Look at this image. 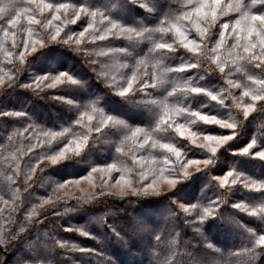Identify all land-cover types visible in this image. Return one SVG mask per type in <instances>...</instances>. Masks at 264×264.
Segmentation results:
<instances>
[{
    "label": "trees",
    "instance_id": "trees-1",
    "mask_svg": "<svg viewBox=\"0 0 264 264\" xmlns=\"http://www.w3.org/2000/svg\"><path fill=\"white\" fill-rule=\"evenodd\" d=\"M108 1L110 6L96 0H42L43 3H50L54 6L66 3L76 9L86 7L89 12L103 10L102 16L107 17L106 20L122 22L125 28L137 31H142L144 28H158L161 26V20L165 21L164 27H169L176 16L191 11L195 2V0H182V3L172 2L170 5L169 0H144L147 7L151 8V12H147L145 8L139 6L142 0ZM118 1L125 3L128 9L134 12L138 21L128 22L114 15L111 8ZM40 2L41 0H25L22 6L25 10L21 11L19 16L12 17V19H18V23L13 26L3 22V27L0 28V113H24L22 117L0 114V188L3 189L0 191V196H3V200H0V209L4 211L3 222L7 226L9 214L24 217L28 215L27 209L35 206L36 213L32 219L40 223L32 226L10 251L4 253V258L0 257V261L4 259V264H15L21 258H36L51 259L55 264H112L113 261L115 264H148V249L152 247L153 241L151 236L140 231L141 227L147 226L153 233H161V238L164 240L173 234L177 236V258L181 264H206L204 258L207 255H214L220 260L225 258L206 248V243L219 248L221 253L239 251L243 244V237L246 235V228H253L257 232L264 230V221L231 207L238 201L258 202L264 198V192H253L252 189L247 190L239 185H232V177H229V183L225 187H233V189L225 202L219 203L214 186L215 181L210 182L212 176L222 178L228 171H233L234 174L240 172L249 176L250 179L264 180V160L255 157L253 150H250L248 154H240L241 148L251 143L253 139L256 140L255 150H264V108L258 107L243 125L238 127L235 138L218 151L214 166L193 173L190 178L179 183L172 192L166 195L134 198L131 183L126 185L129 191L118 192L104 184L101 185L102 177L97 172L91 171L92 167L101 169L108 168L109 164H116L117 168L112 170L110 183L117 182V179L123 176L127 181L135 178L151 193L162 191L151 189L149 184L160 170L167 174L168 170L173 167V162L176 161L174 154L158 146L167 142L164 139V133L154 134L147 143L144 142L143 134L136 140L124 141L125 136L131 134L130 129L142 128L150 131V126H155L153 116L159 114L155 112L159 107L146 104L139 94L138 89L146 87V85L143 86L144 73L147 70H152L153 74L158 73L163 68H185L184 73H165V82L155 88L152 87L156 92L155 98L166 102L170 108H175V105L178 108L182 103L180 109L184 111L173 116L174 125L178 122L187 123L186 117L189 111H198L201 115L225 116L228 110L220 108L221 104L218 101H212L203 93H177L173 97H168L167 93L173 91V87L168 83L170 80L178 86H184L185 82L190 86H202L206 92H212L218 96H227L230 92L239 95L241 90L233 89L228 84L229 80L240 82V73L236 72L237 64L223 65L225 72L221 73L215 64L204 61L201 57L205 45L210 51L215 46V42L220 39L219 33L224 31L221 24L229 21L223 16L212 22L198 20L193 16V21H197L207 30L204 37L196 31L193 22L188 20L179 22L184 35L201 46L199 53H192L184 48L181 38L173 31L146 33V36L151 35L154 41L172 45L171 51L157 50L150 54V49L154 46L152 40L142 38L143 41H140V37H137L135 32L120 35L115 29L110 32L105 30L102 33L106 35L103 41L97 38V35L89 34L90 31H88L80 45L74 42L65 44L63 41L68 35L75 38L84 30L83 25L89 23V21L87 23V15L82 14L76 23H68L69 19H76L71 15V7L67 13L56 12L54 9L41 11L37 7ZM241 2L243 3V0ZM157 3L161 6L159 11L155 8ZM152 14H154L153 18L150 19ZM56 15L60 16V20L53 19ZM97 15H100V12ZM228 15L232 16L234 13ZM30 19L38 23H30ZM57 27L61 29V33L53 41L50 37ZM5 32H8L7 38H5ZM89 36L92 38L91 42L86 41ZM29 39H45L47 46L41 47L36 44V52H32L31 48L26 52L24 45ZM225 40V47L221 49L224 57L227 56V50L235 43L231 28L227 30ZM89 43H92V52L87 51ZM109 44L117 47L134 45L130 49L135 52L132 60L135 64L130 67V72L121 84L126 87L127 80L136 74L137 79L133 84V91L128 93L130 101L118 95L119 90L113 85L110 77L103 72L104 67L101 63H110L108 60L110 55L105 51ZM22 52L25 53L23 64L19 58ZM239 52H242V49ZM99 53H106V55ZM210 54L213 55V53ZM47 56L50 57L49 62L53 65L40 64ZM55 56L61 58L60 62H55ZM140 61H145V63L141 65ZM189 64H197L198 67L193 69L188 67ZM153 65L160 67L154 68ZM79 70L83 71V77L78 73ZM244 70L257 71L248 66ZM59 72L68 73L80 83L69 85L66 82L63 85L49 87L48 85L52 82L49 80L41 83L40 87L36 86L37 77L55 76ZM154 83L156 81L151 77L147 87H151ZM25 85L30 87H24ZM69 87L72 89L86 88L87 90L83 96L78 97L66 90ZM177 100L180 101L176 102L177 104L174 103ZM92 101L97 102L95 106L104 113V116L112 115L126 121L127 128L108 126V131H103L102 128V133H97L95 125L102 118L100 111L91 112L92 121H88L84 115L86 110L90 111L86 109V106ZM110 103H116L123 109L132 108L139 111L144 106L143 110L149 109L151 116L149 118L146 116L129 118L122 112L110 108ZM230 103V100H224L223 105ZM81 104L84 105L83 108ZM62 110H65V113L61 114ZM37 112L41 114L37 115ZM189 119L196 120V124L191 125V130L201 132L202 135H231L233 131L221 128L219 125L204 124L197 117ZM163 127L166 131L172 132L167 125ZM25 129L28 131L25 132ZM65 129H68V132L55 139L43 135L44 132H61ZM17 132L22 135L13 136ZM172 135L175 137L176 146L182 150L184 145L194 148L195 144L184 138L187 136L181 137L175 132H172ZM9 136H13V140L9 141ZM84 137H87V140L80 151V156H74L75 152L69 151L55 165L41 158L44 152L57 155L66 147L74 148L73 141H79ZM153 140L156 141L157 147L152 146ZM106 146L109 148L108 154L98 156L99 151L104 150ZM116 147H121L123 154L117 153ZM199 151V149H193V152L189 153L190 157L187 158H200L196 155ZM165 159L168 160L167 164L164 163ZM184 160L185 157L182 156L181 161ZM31 169L36 170L30 171ZM86 176H90L91 180L85 179ZM80 180L90 182L92 187L82 189L79 193L68 190L67 187L71 182ZM60 185H65V187L61 188ZM93 192L97 193L95 198L99 202H93L69 212L62 218L55 215L58 207L61 211L63 210L62 205L65 202L73 205L76 203V198L90 195ZM100 192H103L102 197L99 195ZM173 199L185 204H207L216 201L211 209L213 215L216 212L217 214L202 221L205 217H197L195 210L191 209L189 212H183L184 216L177 215L173 218L170 213L177 212V204L172 202ZM129 200H134L135 203H130ZM58 220L60 226L56 227L52 234L59 240L76 244L83 251H66L47 247L43 233L49 225L57 223ZM72 226L82 228L88 234L80 235L79 232L63 230ZM194 227L201 228L200 235L195 232ZM236 231L238 236H233L232 233ZM219 234L225 238L223 241L213 236ZM195 247L200 250L202 256L196 255L193 258L190 256ZM259 262L264 264V255L259 257Z\"/></svg>",
    "mask_w": 264,
    "mask_h": 264
},
{
    "label": "clouds",
    "instance_id": "clouds-1",
    "mask_svg": "<svg viewBox=\"0 0 264 264\" xmlns=\"http://www.w3.org/2000/svg\"><path fill=\"white\" fill-rule=\"evenodd\" d=\"M182 3V0H169V3ZM25 3V0H15V4L12 7H9L7 11L0 12V28L3 27V22H7L11 24L12 17L18 16L21 11H24L25 9L22 7ZM199 3V0H195L193 3V7L197 6ZM212 4L215 6L216 11V19L220 16L225 17L229 22L222 23L221 25H232L233 27H239L241 30V33H246L250 28H256L259 32L264 33V0H243V3L240 0V7L234 8L233 0H212ZM185 12L182 13L184 15ZM229 13H234V15L229 16ZM179 15V16H182ZM178 17V16H176ZM175 17V18H176ZM174 18V19H175ZM163 20L160 21V23ZM141 27V26H140ZM220 38L224 39V33H219ZM31 36V33H30ZM38 41L37 44H39L41 47L47 46L45 39L35 40ZM242 49V48H241ZM37 49L35 47L33 52H36ZM212 51L207 49V45H205V50L201 52V57H203L204 61H208L213 63V55H211ZM240 60L235 62L236 64H243L244 68L247 66L244 64V53L239 52ZM229 60L231 61V57H229ZM21 64L25 62V57L23 60H20ZM240 62V63H238ZM233 64V63H231ZM231 69V68H230ZM221 73H224V71L221 69ZM231 72V71H230ZM236 72L240 73L239 79L240 82L236 83L231 80L228 81V84L233 89H240L239 95H235L233 93H229L227 96H224V100H230L231 103L228 105L221 104L220 108L227 109V114L225 116H218V115H211L210 117H205L202 122L204 124H208V120H216L219 119L221 121H224L226 123H232L235 122V129L232 131L231 135H202L201 132L192 131L191 125L196 124V120L194 119H187V123L185 124H178L179 127L186 128L188 132L192 133L191 137H184L185 139H188L191 143H193V138H200L202 140L201 143L195 144L194 148L189 147L188 145L183 146V150L180 147L176 146L175 137L172 135V132H175L179 135L176 128H173L171 125L168 126L169 129L172 130V132H168L164 129L163 124L160 123V121L163 119V114L154 115L153 119L155 120V123L158 125L159 128L162 129L164 133V139L167 142H164L162 144H166L169 147L173 148L176 153H178V157H176V161L173 162V167L168 170L167 174L165 175L163 170H160L159 172V180L157 181L155 177L153 178V183H162L164 185V189L159 193H151L146 190L145 185L140 183L138 180H135V178L132 181H129L132 184V187L134 189L132 196L134 198H144L149 196H161L166 195L170 192H172L176 186L181 183L182 181L187 180L190 178L193 173L201 172L202 170L210 169L211 166H214L216 164L217 160V153L218 151L226 145L229 141L233 140L235 136L237 135L238 127L240 125H243L244 121L257 110L258 107L264 108V90H261L258 93L259 98H253V94L251 93L250 89L253 88L252 83H247L246 81H252L254 77L250 76L248 74V71H239L236 67ZM200 79H203V77H200ZM25 87V86H24ZM105 87V86H104ZM212 93V92H211ZM213 94V93H212ZM120 96V95H119ZM167 96L169 97V93H167ZM124 99H128L130 101V98L122 97ZM98 100V99H97ZM238 105L240 107H238ZM251 105L253 108V111L244 114L241 111L242 107H247ZM84 105L81 104V108H83ZM198 111H192L191 115L192 117L197 116ZM200 120V119H199ZM201 121V120H200ZM159 132V133H160ZM230 136L231 140L226 141L225 143L221 144L219 147L216 148L215 151L209 152L208 151V144H213L215 140H224L225 137ZM256 144V140L253 139L251 143ZM193 149H199L200 151L196 154L200 158H187L190 157L189 153L193 152ZM116 150V149H115ZM117 153L118 152L116 150ZM81 152H75L74 156H80ZM194 155V156H196ZM53 155H49V152H44L41 154L42 159H47L50 161V157ZM185 157L184 161H181V157ZM73 157V156H72ZM67 157V158H72ZM56 163H51V165H55ZM164 163L167 164L168 160L165 159ZM189 165V168L187 170V175L184 174L183 168L184 165ZM109 165H115V168H117L116 164H109ZM108 165V166H109ZM192 166H195L194 170H189L192 168ZM47 167V165H46ZM95 167L91 168V171L93 172ZM228 173H232V179L236 180L235 184L232 185H239L243 189H249L247 186V182L251 179L249 176L244 175L240 172H234L228 171ZM169 177H174L172 180H175V183L171 185L170 188L167 186L169 185L166 181L167 179H170ZM31 178V177H29ZM87 176L85 177V179ZM124 179L123 176H121L120 180L117 181V184ZM211 181H215V188L216 192L218 194V200L219 203H224L226 197L228 194L232 191L233 187H225L224 185L219 183L218 176H212ZM259 183L264 184V180H257ZM104 181L101 180L100 184L103 185ZM151 187V185H149ZM3 189L0 188V191ZM254 192V191H253ZM255 192H264V188L255 191ZM97 193L93 192L90 195H85L83 197L76 198V203L73 205H69L67 202L62 205V211L58 207L55 215L57 217H63L65 214L76 211L84 206L90 205L93 202H99L96 200ZM99 195L102 197L103 192H100ZM0 200H3V196H0ZM130 203H135L134 200H129ZM173 203L177 204V212L170 213V215L174 218L177 215L184 216L182 213L185 212L181 209L180 205H187V209H193L195 210L196 216L200 217L202 216L201 208H212L214 204H216V201H211L207 204H201V203H191V204H185L177 202L175 199L172 201ZM238 205H244L247 207V211L244 209L237 207ZM232 208H235L239 210L240 212H247L249 216L256 217L260 219L261 221H264V212L256 211L253 212V209H264V198H261L258 202L254 203H247L244 201H238L231 205ZM35 209V206H33L30 209H27L28 215L24 217H16L11 214H9L7 219V226L3 222L4 218V211L0 209V257L4 258V253L10 251L20 240L24 235L29 231V229L34 226L38 225L37 221L30 219L31 212ZM217 212L214 214L216 215ZM212 214V211L210 214L205 217L202 221L207 220L208 218L214 216ZM192 222H190L191 224ZM59 220L57 223L49 225L47 230L43 233V235L46 238L47 241V247L50 249H64L66 251H74L72 246H76V251H83V249L78 248L76 244H69L68 241H62L59 240L53 235V231L56 227H59ZM241 227H243L241 225ZM79 227L72 226L69 228L63 229L66 232H79L77 231ZM195 232L200 235L201 234V228L200 227H194ZM140 231L148 236H151L153 244L152 247L148 249V264H181V261L177 258V236L175 234L171 235L166 240L161 238V233H153L152 230L147 227L143 226L140 228ZM246 235L243 237V244L242 247L239 249V251H229L227 253H221V250L219 248H215L211 243H206L205 247L212 250L213 252L219 253L225 258L222 260H215L212 261L211 264H260L259 257L261 255H264V230L257 232L253 228H246L245 229ZM0 264H4V259L0 261ZM15 264H55V262L51 259L49 260H41V259H18ZM112 264H115L113 261Z\"/></svg>",
    "mask_w": 264,
    "mask_h": 264
},
{
    "label": "snow or ice",
    "instance_id": "snow-or-ice-1",
    "mask_svg": "<svg viewBox=\"0 0 264 264\" xmlns=\"http://www.w3.org/2000/svg\"><path fill=\"white\" fill-rule=\"evenodd\" d=\"M133 2H135V0H133ZM14 4H15V0H0V12L7 11L8 8L14 6ZM139 6L142 8H145L147 10V12H151V8L147 7L144 0H142V2L139 4ZM185 6H187V5H185ZM37 7L41 11H43L44 9H54L56 12L64 11L65 13H67L71 7V15L74 16L76 19H69L68 23H76V20L79 19L82 14L83 15H89L93 18H95V16L97 15V13H95V12H89L86 7H81L79 9H76L75 7H72L66 3H59L58 5L54 6L53 4H50V3H43L41 0V2L37 5ZM232 7L239 8L240 7V0H233ZM193 16L198 18V20H206L208 22L215 21L216 20V11H215V6L212 4V0H199V3L197 4V6H195V7L192 6L191 11H187L184 13V15L176 17L173 20V22L170 24L169 27H164L163 25L165 24V21H162L160 23L161 26L158 28H155V29L144 28L142 31H137L136 29H132V28H123L120 24L109 21V23L111 24V29H108L107 31L110 32L112 29H118L117 34H120V35L131 34V33L135 32V35L137 37L148 39V40H152V36L151 35L146 36V33H152V32L165 33L168 31H173L176 33L177 36H179L181 38V43L183 44L184 48H186L189 52L199 53L201 46L198 45L195 41L189 40L188 37L184 35L183 31H181V29L179 27L180 21L188 20L190 22H193L194 27L196 28V31L200 34L201 37H204L207 30L205 28L201 27L197 21H193V19H192ZM53 19L54 20H60V16L59 15L53 16ZM29 22L33 23V24L38 23V21H36L34 19H30ZM17 23H18V19H13L11 22V25L15 26ZM92 27H93V25L90 22L88 28H85L84 31H81L78 34V36H76L74 38L72 35H68L67 39L64 40L63 43L68 44L69 42H74L76 45H80L82 43V41L86 38V33ZM221 28L224 30V31H222L224 33V39L220 38L218 41L215 42V46L213 48H211V51L213 53V64H215L219 68V71H221V69H222L225 72V66H223V65H227L229 63L236 64L235 62L240 60L239 50L242 48L243 53H244V64H246L251 69L257 70L255 72L248 71V74L250 76L254 77V79H252L251 83L253 85H256L257 87L251 88L250 91L253 94V98L258 99L259 98L258 93L261 90H264V33L259 32L256 28H250L246 33L242 34L239 27H233L232 25H221ZM229 28H231V30H232V33H233L234 38H235V43H233L231 48H229L227 50V56L224 57L222 52H221V49H223L225 47V44H226L225 36H226L227 30ZM60 33H61V29L57 27L55 29V33L53 35H51L50 39L55 41L57 39V37L60 36ZM4 35H5V38H7L8 32H5ZM98 38L101 41H103V40H105L106 35H99ZM37 43H38V41L29 39V41L25 42V45H24L25 51L27 52L28 49L31 48V51L33 52L35 49V45ZM152 43L154 46L150 49V54L152 52H157V50H164V49H168L169 51L172 50V45H170L168 43L157 42L154 40H152ZM117 51H123V50H117ZM99 54L100 55H106V53H99ZM24 57H25V53H23V52L20 53V57H19L20 60H23ZM229 57H231V61L229 60ZM139 63L141 65H143L145 63V61H140ZM153 67L159 68L160 66L159 65H153ZM188 67H191L194 69V68H197L198 65L197 64H189ZM237 70L243 71L244 65L243 64H237ZM229 71H231L230 68H229ZM168 72L184 73L185 68L184 67L163 68L158 73H154L152 75V79L155 80L156 83L152 84L151 87L155 88L159 84L164 83L165 82V80H164L165 73H168ZM136 79H137L136 74H133L131 76V79L127 80V86L126 87L121 86L122 90L118 93V95L127 98L128 93L133 91V84L136 81ZM49 80L52 81V83L48 85L49 87H55L56 85H63L66 82L69 85H78L80 83L78 80L74 79L68 73L59 72V74L55 75V76L37 77L36 78V86L40 87L41 83L47 82ZM168 83L170 84L171 87H173V91L168 92L169 97H173L177 93H180V94L187 93V92H191V93H195V94L203 93V94L209 96L212 101H218L219 104H223V102H224V96L223 95L218 96V95L212 94L211 92H206L202 86H190L187 84V82H185L184 86H178L176 83H174L170 80L168 81ZM147 86L148 85H146V87ZM25 87H30V86L25 85ZM69 103H71V101H69ZM96 103H97L96 101H92L89 105H87L86 109H90V111L86 110L84 112V115L87 117L88 121H92L93 116L91 115V112L100 111V115L102 118L99 121V123L95 125V129H96L97 133L101 134L102 128H103V131H108V126H122L123 128H127L126 123L123 120L119 119L118 117H114L112 115L104 116V113L95 106ZM146 104L156 105L157 107L162 108L163 119L160 121V123L163 124V126L167 125V127H168L169 125H171L173 128H176V130L178 131V133L181 137H184L186 133H187L188 137L192 136V133L188 132V130L186 128L179 127L178 124L174 125L172 123L173 116L183 112L184 111L183 109L170 108L169 105L164 101L149 100V101H146ZM238 107H240V106L238 105ZM241 111L244 114H248V113L253 111V108L251 105H249L247 107H242ZM191 113H192V111L188 112L186 119H189L192 117ZM0 114H2L4 116H17V117H22L24 115V113H22V112H20V113H0ZM206 116L210 117L211 115H201V113L198 112L196 117L202 121V120H204V118ZM208 124L219 125L221 128H226V129H231V130L235 129V122L226 123V122L221 121L219 119H216V120L209 119ZM150 129H151L150 131H146L145 129H142V128L130 129L129 131L131 134L129 136H125L124 141L126 142L129 140H136V138L138 136L143 134V136L145 137L144 142L147 143L148 140H150L154 134L162 131V129L159 128L156 123H155L154 127L150 126ZM24 131L27 132L28 129H25ZM66 132H68V129H65L61 132H50V133L44 132L43 135L45 137H51L52 139H55L57 137L64 136ZM15 135H22V133L17 132V133L13 134V136H15ZM13 136L8 137L9 141L13 140ZM86 140H87V137H84L83 139H81L79 141H73V143L75 144L74 148L66 147V148L62 149L57 155H53L52 157H50V163H56L59 160L63 159L65 157V154L69 151L80 152L81 149L84 147ZM228 140H231L230 136L225 137L224 140H215L214 145L211 143L208 144V151L209 152L215 151L217 147H219L221 144L225 143ZM192 142L194 144H196V139L193 138ZM152 146L157 147V143L155 140L152 141ZM158 146L165 149L166 151L174 154L175 157H178V153H176L175 150L173 148L169 147L168 145L159 144ZM255 147H256V144L254 142L248 143L246 146L241 148L240 154H248L250 152V150H253L255 152V157H257L261 160H264V150H255ZM116 150L118 152L123 151V149L121 147H116ZM188 168H189V165H187V164L184 165L183 172L185 175H187ZM113 169H115V165H109L106 170L94 168L93 173H95L97 171H109L110 172ZM35 170L36 169H31L30 171H35ZM232 175H233L232 173H228L226 176H224L222 178H218L219 183L224 185V186L228 185L229 177H232ZM86 179L91 180V177L89 176ZM166 182L171 186L172 184L175 183V180L167 179ZM72 183H79V181H75ZM120 183H124L125 185L130 184L129 181L124 180V179H122L118 183V185ZM231 183L235 184L236 180L231 179ZM247 186L249 189L254 190V192L264 188V184H261L257 180H254V179H251L250 181H248ZM59 187L64 188L65 185H60ZM5 203H7V202H5ZM180 207L185 212L191 211V209L184 208L183 205H180ZM237 207H240V208L244 209L245 211H247V207L244 205H238ZM211 211H212V209H210V208L203 209L202 218L207 217ZM252 211L253 212H256V211L264 212V209H253ZM35 213H36V210L34 209L31 212V215L29 218L32 219V217L35 216ZM76 230L80 231L81 235H87L88 234L82 228H78ZM72 248L74 251L77 250L75 245H73Z\"/></svg>",
    "mask_w": 264,
    "mask_h": 264
},
{
    "label": "rangeland",
    "instance_id": "rangeland-1",
    "mask_svg": "<svg viewBox=\"0 0 264 264\" xmlns=\"http://www.w3.org/2000/svg\"><path fill=\"white\" fill-rule=\"evenodd\" d=\"M97 2L99 3H103L105 4L106 6H110V2L108 0H96ZM157 2V1H155ZM155 8L156 10H161V6L159 5V3L155 4ZM111 11L114 15L118 16L120 19H123V20H128V22H136L138 21V19L136 18V16H134V12H132L131 10L128 9L127 5L121 1H118L117 4L111 8ZM90 12H95V13H99L100 12V15H96L95 18L87 15V23L89 21V23L91 22V24L93 25L92 28L89 29L90 33L89 34H92V35H97L99 37V35H102V33L105 31V30H108V29H111V24L109 23V20H106L107 17L105 16H102L104 13H103V10H100V11H90ZM153 15L152 14L149 18H153ZM111 21V20H110ZM113 22V21H112ZM89 23L88 24H85L83 25V29L85 28H88L89 26ZM115 23L117 24H120L123 28H125L126 26H123L122 22H118V21H115ZM116 31H118V29H115ZM84 31V30H83ZM97 37V38H98ZM86 41H92V38L91 36H89ZM140 41H143L142 38H140ZM91 45V47H90ZM134 46V45H133ZM132 46V47H133ZM92 43H89L87 44V51L88 52H92ZM132 47H124V46H112L111 44L107 45V48H106V52L109 53L110 57H108V60L110 61V63L108 64L107 62H102L101 63V66L104 67V74L108 77H110L111 79V82L113 83V85L119 90V92L122 90V87L121 84L125 81L128 73L130 72V67L133 66V64H135V62L132 63V60H133V54L135 52H132L130 48ZM117 50H123V51H117ZM113 53V55H111ZM93 54V53H92ZM50 60V57L47 56V58L45 60H42L40 62L41 65H45V66H50V65H53L52 63L49 62ZM55 62L58 63L60 62L61 58L59 57H56L54 58ZM107 60V61H108ZM78 73L80 74L81 77H83V71L82 70H79ZM145 79H144V82H143V86L147 85V83L150 82V78L152 77L153 75V71L152 70H147L145 71ZM52 83V82H51ZM152 87H141L140 89H138L139 91V94L141 95V97L145 100V101H149V100H155V101H158L159 99L158 98H155V94L156 92L154 91V89ZM66 90H69L71 92H73V94L75 96H83L85 93H86V88H66ZM180 100H177L175 101L174 103L178 102ZM177 104V103H176ZM110 108H112L113 110H117V111H120L122 112L123 114H125L127 117H131V118H141V117H144L146 116V118H149L150 115V110L148 109L147 111L143 110L144 109V106H142V108L139 110H135V109H132V108H120V106L118 104H114V103H110ZM175 108H177V106L175 105ZM179 109L182 108V103L180 104V106L178 107ZM154 110V108L152 109ZM156 113H161L162 112V108L159 107L156 111ZM65 113V110H62L61 111V114ZM41 114L40 112H37V115ZM36 116V114H35ZM63 116V115H61ZM45 119V118H44ZM126 122V121H124ZM176 124H180L179 122L176 123ZM183 124V123H182ZM116 131V129L113 131V134L114 132ZM185 136H187V133L185 134ZM188 137V136H187ZM196 139V144H199L202 142V140L200 138H195ZM108 146L105 147L104 150H101L99 151V155H103V156H106L108 154ZM181 160H182V157H181ZM241 164H243V162H241ZM195 166H192V168H190L189 170H194ZM101 169H107V168H101ZM98 175L100 177H102L101 180L104 181V185L110 187V189L112 190H116L118 192H124V191H129V189L127 188V186L124 184V183H120L119 185L117 184V182H109V180L111 179V174H112V171H97ZM113 175V174H112ZM166 175V174H165ZM155 179L158 181L159 180V173H156L155 174ZM153 177V178H154ZM170 178V177H169ZM172 179V178H170ZM120 180L117 179V181ZM151 185V189H154L156 191H161L164 189V185L162 183H153V180L151 181V183L149 184ZM92 187V184L88 181H85V180H80L79 183H70V185L67 187L68 190H71L72 192L74 193H79L82 189H90ZM168 188H170L171 186L168 185L167 186ZM233 236H238V232H233L232 233ZM215 236L216 239H218L217 237L220 238L221 241H223L225 238L223 237L222 234H219V235H213ZM196 255H201L202 256V253L200 252L199 249H197L196 247L193 248V254L190 255L192 258L195 257ZM215 260H220V258L214 256V255H207L205 258H204V261L206 264H211L212 261H215Z\"/></svg>",
    "mask_w": 264,
    "mask_h": 264
}]
</instances>
